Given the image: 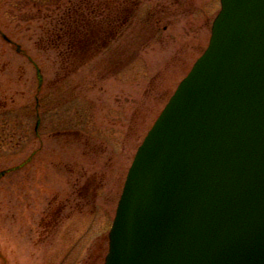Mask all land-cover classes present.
<instances>
[{"label": "rangeland", "instance_id": "1", "mask_svg": "<svg viewBox=\"0 0 264 264\" xmlns=\"http://www.w3.org/2000/svg\"><path fill=\"white\" fill-rule=\"evenodd\" d=\"M43 1L0 0V264H103L136 149L220 0H138L114 44L85 53L56 40L75 0Z\"/></svg>", "mask_w": 264, "mask_h": 264}, {"label": "water", "instance_id": "2", "mask_svg": "<svg viewBox=\"0 0 264 264\" xmlns=\"http://www.w3.org/2000/svg\"><path fill=\"white\" fill-rule=\"evenodd\" d=\"M220 5L137 148L104 264H264V0Z\"/></svg>", "mask_w": 264, "mask_h": 264}, {"label": "trees", "instance_id": "3", "mask_svg": "<svg viewBox=\"0 0 264 264\" xmlns=\"http://www.w3.org/2000/svg\"><path fill=\"white\" fill-rule=\"evenodd\" d=\"M45 1L49 2V0L43 2ZM137 1L75 0L74 3L68 1V8L63 10V14L59 18L65 15L70 20L67 26H62L64 20H59L60 26L56 30L58 31L56 40L78 41L76 47L79 46V51L77 53L93 52L98 46L110 48L114 44L113 41L129 28L132 18L136 16L134 12ZM130 2H132V7L129 8ZM147 16L146 23L150 25V12L147 13ZM156 24L158 23L153 24L155 29L157 28ZM63 28L65 30H62ZM36 73L40 84L42 79L38 68H36Z\"/></svg>", "mask_w": 264, "mask_h": 264}, {"label": "flooded vegetation", "instance_id": "4", "mask_svg": "<svg viewBox=\"0 0 264 264\" xmlns=\"http://www.w3.org/2000/svg\"><path fill=\"white\" fill-rule=\"evenodd\" d=\"M155 14H156V13H155ZM155 14L152 15V19H151L150 23L152 24V26H153V28H154L155 22H157L158 24H156V25L158 26V29H159V28H161V27H160V24H161V22H162V19H161V16H160L159 14H157V16H156ZM153 24H154V25H153ZM166 27H167V25L164 24V25L162 26L163 30H165ZM64 204H67V203H64Z\"/></svg>", "mask_w": 264, "mask_h": 264}]
</instances>
